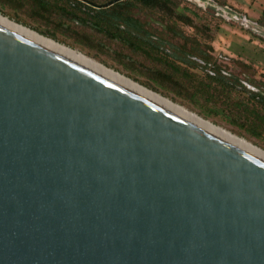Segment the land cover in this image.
Here are the masks:
<instances>
[{
    "label": "water",
    "instance_id": "obj_1",
    "mask_svg": "<svg viewBox=\"0 0 264 264\" xmlns=\"http://www.w3.org/2000/svg\"><path fill=\"white\" fill-rule=\"evenodd\" d=\"M0 264H264V161L0 27Z\"/></svg>",
    "mask_w": 264,
    "mask_h": 264
},
{
    "label": "rangeland",
    "instance_id": "obj_2",
    "mask_svg": "<svg viewBox=\"0 0 264 264\" xmlns=\"http://www.w3.org/2000/svg\"><path fill=\"white\" fill-rule=\"evenodd\" d=\"M35 2L0 0V15L79 51L264 151V123L237 108L241 102L246 106L256 104L264 114V105L258 102L261 100L251 98L254 94L264 100V34H249L236 24H223L210 13L195 11L180 0L172 2L177 6L174 12L134 8L131 14L143 23L146 31L173 46L171 51L175 48L188 51L198 48L205 57L211 54L228 72L249 85L243 87L245 90L217 88L218 92L227 93V98L210 99L195 92V83L206 81L190 64L176 62L157 52L147 56L122 41L106 36L88 23L64 15L56 7L43 10ZM231 4L241 13L248 10L250 16L257 17L264 25V0H231ZM184 15L189 17L191 24L175 21L176 16ZM161 60L175 62L178 69H172Z\"/></svg>",
    "mask_w": 264,
    "mask_h": 264
},
{
    "label": "flooded vegetation",
    "instance_id": "obj_3",
    "mask_svg": "<svg viewBox=\"0 0 264 264\" xmlns=\"http://www.w3.org/2000/svg\"><path fill=\"white\" fill-rule=\"evenodd\" d=\"M171 1V4L167 5H153V6H141L137 3H134V0H71V13H76L77 16L73 17L75 19H78L79 21L83 23H90V14H93L94 12H105L108 17V21L110 22H117L118 27L120 28H126V25H123L124 18L130 19L132 21V24L135 25V23L140 27V31H134L133 29H129V32L132 36L135 38H140L141 40H148L150 44L154 45L157 49V53L162 54V56L168 57L171 60H174L176 62L182 63V64H190L195 70L199 71L204 77H202L206 82L209 80H216L219 83V85L227 86V88H233V90H241L244 89L243 87H248V83L246 84L240 78L235 76V74H232L228 72L223 66H221L211 54H208L206 57L203 55V52L200 51L198 48L197 50H180L175 48V51H171L173 46L168 44L166 41L162 40L161 38H158L151 34L150 32L145 30V26L143 23L138 20L135 16H133L131 13L136 9H142V10H158L161 12H174L177 9L176 4H172L173 0ZM183 4L187 5L191 9L203 13H210L214 18L221 21L223 24H236L240 28L246 30L249 34H257L258 36H262L264 25L259 22V20H255V18L250 17L247 13L245 14L241 13V10L238 9L236 6L231 4V0H226L225 2L221 0H180ZM42 4L46 7L43 10H47L49 8L54 7V3L56 5H59V0H40ZM131 2L130 5L127 3ZM126 5H123L125 4ZM175 3V2H173ZM118 5H122V8H119ZM86 13L89 16H86ZM120 17L119 20L116 18ZM187 18V16H176V20L179 23H182L183 25L191 24V20H185V19H178V18ZM116 20H114V19ZM107 21V20H106ZM135 22V23H134ZM123 23V24H122ZM131 25V28L133 27ZM130 28L129 26H127ZM264 38V37H263ZM120 41V40H119ZM211 47V45H210ZM212 49V47H211ZM182 61V62H181ZM212 84H216L212 82ZM220 87V86H219ZM257 100H261L264 102L261 96L258 95H251V98L253 97Z\"/></svg>",
    "mask_w": 264,
    "mask_h": 264
},
{
    "label": "bare ground",
    "instance_id": "obj_4",
    "mask_svg": "<svg viewBox=\"0 0 264 264\" xmlns=\"http://www.w3.org/2000/svg\"><path fill=\"white\" fill-rule=\"evenodd\" d=\"M0 27L7 29L24 39H27L41 47H44L80 66L92 71L114 83H117L134 93L158 104L159 106L171 111L172 113L188 120L189 122L197 125L201 129L219 137L220 139L234 145L235 147L249 153L250 155L264 161V151L260 148L250 144L248 141L240 138L229 131H226L209 121H206L198 115L188 111L187 109L171 102L170 100L162 97L161 95L139 85L138 83L126 78L125 76L106 68L105 66L87 58L77 50L71 49L61 45L47 37H44L37 32L17 24L8 18L0 15Z\"/></svg>",
    "mask_w": 264,
    "mask_h": 264
},
{
    "label": "trees",
    "instance_id": "obj_5",
    "mask_svg": "<svg viewBox=\"0 0 264 264\" xmlns=\"http://www.w3.org/2000/svg\"><path fill=\"white\" fill-rule=\"evenodd\" d=\"M57 2L54 3V7H56L61 13H63L66 16H73L76 17L77 14L76 13H71V0H59V6L56 5ZM134 3H137L141 6H159V5H167V4H171V1L169 0H134ZM128 5L131 4V2L127 3ZM35 5L40 8V9H45L46 7L42 4V2H40V0H36ZM123 5H126L123 4ZM119 8H122V5H118ZM86 16H89L86 13ZM106 16L108 17V13L107 15L105 14V12L102 11H97L94 12L93 14H90V23L93 27H95L98 31L102 32L103 34H105L106 36L113 38V39H117L122 41L123 43L127 44L128 46L144 53L145 55L149 56L153 53H156V47L152 44L149 43L148 40H141L140 38H135L134 36H132L129 32V29H133L134 31H140V27L135 23V25L132 24V21L130 19L124 18V24L126 25V28H120L117 25V22H110L108 21V19L106 18ZM114 19V18H113ZM117 20L120 19V17L116 18ZM114 19V20H116ZM180 19H185V20H189L187 18H178ZM107 20V21H106ZM131 25H133V27L131 28ZM127 26H129L130 28H128ZM159 59H164L162 56H158ZM162 62H164L165 64L169 65L170 67L172 66V69L177 70L178 67L174 65L175 62H167V60H161ZM180 62V61H179ZM182 62V61H181ZM185 72V70H183V73ZM185 75H187L185 73ZM212 82L216 83V84H212ZM217 83H219L216 80H208L206 83L205 82H196L195 86L193 87L196 93L202 94V95H206L208 98L210 99H214L217 97H223V98H227V93H220L218 92L217 88H221V89H228L227 86H223V85H219L217 86ZM220 86V87H219ZM253 98V97H252ZM255 99V96L254 98ZM259 103H263L262 101H258ZM240 111H242L243 113L245 112V114L249 113L251 115L254 116V118L258 119L259 121H262L264 123V114L261 113L260 108L256 105V104H249V106L244 105L242 102L238 103V107H237Z\"/></svg>",
    "mask_w": 264,
    "mask_h": 264
},
{
    "label": "crops",
    "instance_id": "obj_6",
    "mask_svg": "<svg viewBox=\"0 0 264 264\" xmlns=\"http://www.w3.org/2000/svg\"><path fill=\"white\" fill-rule=\"evenodd\" d=\"M244 12L247 13L248 15L251 14V12H249L248 10H245ZM248 12H249V13H248ZM252 14H254V13H252ZM249 16H250V15H249ZM250 17L255 18V17H253V16H250ZM255 19H258V18L256 17Z\"/></svg>",
    "mask_w": 264,
    "mask_h": 264
}]
</instances>
